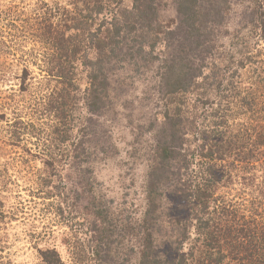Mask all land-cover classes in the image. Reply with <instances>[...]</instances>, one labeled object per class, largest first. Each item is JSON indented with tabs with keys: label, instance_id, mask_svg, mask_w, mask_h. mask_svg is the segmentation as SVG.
<instances>
[{
	"label": "rangeland",
	"instance_id": "obj_1",
	"mask_svg": "<svg viewBox=\"0 0 264 264\" xmlns=\"http://www.w3.org/2000/svg\"><path fill=\"white\" fill-rule=\"evenodd\" d=\"M131 1L123 0L122 6L131 8ZM34 2L0 0V20L8 14L16 21L23 13L24 25L31 27L24 33L23 49L17 43L12 55L0 50V264H44L40 251L46 249H54L64 264H137L132 228L145 210V183L165 114L177 108L176 98H162L159 79L164 61L175 56L176 42L161 33L151 48L153 38L139 29L146 60L107 72L106 109L103 115H90L82 104L89 83L81 68L73 88L46 79L42 62L48 56L36 42L40 20ZM154 3L160 30L174 29L175 2ZM48 4L52 11L61 9ZM218 6L223 17L213 29V54L221 86L210 93L202 82L203 97L190 115L198 116L196 127L202 132L189 141L197 148L203 139L210 144L222 137L223 149L233 152L224 150L226 160L212 163L227 171L217 192L234 197L240 183L252 199L264 191V0H227ZM23 66L28 79L21 91L16 77ZM86 118L90 122L82 125ZM82 139L91 155L78 176L72 151ZM89 202L112 215L115 241L108 251L94 241L93 218L85 217L93 213ZM92 249L103 259L95 260Z\"/></svg>",
	"mask_w": 264,
	"mask_h": 264
},
{
	"label": "trees",
	"instance_id": "obj_2",
	"mask_svg": "<svg viewBox=\"0 0 264 264\" xmlns=\"http://www.w3.org/2000/svg\"><path fill=\"white\" fill-rule=\"evenodd\" d=\"M173 1L178 21L174 29L160 30L154 20V0H132L129 9L122 6L123 0H35L40 20L36 42L48 56L42 62L43 72L47 80L73 88L81 68L89 83L83 91L82 104L90 115H103L107 72L118 64L146 60L145 41L139 29L143 27V32L153 38L151 48L161 33L167 41L176 42L175 56L164 61L159 79L162 98H176L177 108L173 114H165V128L154 145L145 183V210L139 224L132 228L138 239L137 264H264V191L251 199L244 191L246 187L238 183L234 197L219 194L227 171H218L212 163L226 160L224 150L229 154L233 151L223 149L222 137L219 143L211 140L210 144L203 139L210 147L202 142L192 147L189 141L190 136L198 138L202 132L200 126L199 130L196 127L198 116L190 117L196 114L203 97L202 82H206L210 93L221 86V77L215 70L213 29L223 17L218 3L227 0ZM62 2L67 3L60 5ZM48 3L61 9L55 7L52 11ZM12 16L7 14V19L0 20V50L6 49L10 55L17 43L23 49L24 33L31 29L24 25L23 13L16 21ZM207 58H212L211 66L203 63ZM205 69L209 73L203 77ZM17 70L16 78L24 91L28 71L24 66ZM73 100L79 101L76 95ZM86 121L81 124L87 125L90 119ZM83 141L77 142L72 151L78 176L83 175L79 167L89 162L91 155L82 146ZM85 173L90 174L88 169ZM227 176L232 178V172L228 171ZM87 177L86 185L93 186ZM89 204L93 213L85 217L93 218L94 241L105 248L115 241L111 237L115 236L116 226L111 214L99 210L95 203ZM108 249L109 246L105 251ZM92 250L91 255H98L95 260L103 259ZM40 256L44 264H64L54 249L41 250Z\"/></svg>",
	"mask_w": 264,
	"mask_h": 264
}]
</instances>
